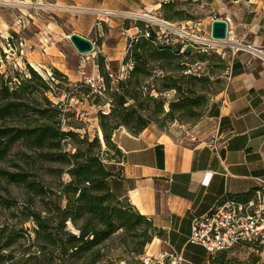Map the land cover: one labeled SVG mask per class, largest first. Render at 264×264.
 Returning <instances> with one entry per match:
<instances>
[{
    "label": "rangeland",
    "instance_id": "obj_1",
    "mask_svg": "<svg viewBox=\"0 0 264 264\" xmlns=\"http://www.w3.org/2000/svg\"><path fill=\"white\" fill-rule=\"evenodd\" d=\"M57 5L62 4L54 0H0V73L4 78L12 77V80L17 78L25 81L30 77L28 68H31L49 86V90L43 91L36 79L26 82L30 91L27 97L29 104L27 115L32 125L41 122L38 110L47 107L43 101L45 96L53 103L52 106L60 111L62 130H71L81 136L86 133L89 139L94 136L99 137L98 113L99 111L107 113L110 107L106 93L107 85L97 65L98 55H102L97 52V47L101 43L111 47L110 49L103 47L102 53L108 65V68L105 65L104 71L110 79L109 85L114 87L118 80L127 78L130 70V63H123V60L131 37L138 35V32L136 34L131 32L152 27L155 30H165L172 37L173 43L179 42L184 47L191 43L194 46L192 49H200L204 58L193 63L185 72L191 70L204 73L210 78L211 83L207 84V87H210V95L205 100L201 97L196 99L198 104L193 108L195 114H181V111H177L174 118L165 113L169 110V103L176 96L175 92L163 88L160 81L148 78L145 83L149 87H142V90L150 91L154 97L163 101V112L158 111L159 104L156 102L144 104L145 110L140 112L149 120L147 127L161 131L182 144L218 140L217 122L212 118L213 105L215 97L227 86L229 65L239 47L238 44L233 46L226 42L209 41L210 30L206 18H203L196 3L165 4L159 9L161 16L148 14L178 32L128 11L107 15L94 11L75 10L72 7L74 5H64L68 6L67 8ZM186 10L193 14L187 13ZM93 17H96L94 24L91 21ZM140 22L143 25L138 24ZM133 26L138 30L129 31L128 28ZM183 31H188V34L195 38L181 34ZM75 32L92 42L94 48L91 52L79 53L75 50L69 40V35ZM116 56L121 59L107 60ZM54 69L65 77L55 76ZM155 89H159L160 92ZM95 94L101 97L99 104L94 103ZM202 94L204 91L200 90L195 95ZM1 124L2 127H10L11 120L8 118ZM65 141L63 150L72 152L73 148L69 143L73 140L67 138ZM23 153L28 156H23ZM15 165H22L30 173L29 175H35L37 182L45 189L48 187L56 189L60 181L65 182L69 178L66 173L57 176L50 172L48 167L51 165L40 156L38 150H25L17 144L11 149L6 160L0 162V168L15 171L17 170ZM123 184L125 187L129 186L125 180ZM47 208H53V204H49L47 198L42 200L22 185L7 182L0 176V264L60 262L59 249L39 247L34 233L36 225L30 219L32 212H39L42 217L48 216ZM68 227L76 232L70 223ZM146 246L140 254L126 252L115 235L105 243L101 251L105 255L100 263L161 264L157 261L162 260V264H172L171 257L166 256L167 254L163 253L162 258L158 254L157 260L149 254L146 255ZM147 252H151L149 247ZM49 258H53L51 263ZM74 259L70 258V261ZM225 259L229 264L256 262L264 264V251L262 247L258 252H252L243 245H236L228 249Z\"/></svg>",
    "mask_w": 264,
    "mask_h": 264
},
{
    "label": "trees",
    "instance_id": "obj_2",
    "mask_svg": "<svg viewBox=\"0 0 264 264\" xmlns=\"http://www.w3.org/2000/svg\"><path fill=\"white\" fill-rule=\"evenodd\" d=\"M138 24L143 25L142 22ZM145 29L138 30V35L130 39L123 63H130L131 68L127 78L118 80L116 86L109 85L110 79L104 71L105 59L98 55L97 65L107 85L110 107L107 113H98L99 137L102 140L98 136L89 139L86 133L81 136L71 130H62L60 111L45 96L43 101L47 107L38 110L41 122L32 125L27 115L30 91L26 82L36 79L43 91L49 90V86L31 68H28L30 77L25 81L4 78L0 73V162L6 160L17 144L25 150H38L51 165L48 167L50 172L57 176L66 173L69 177L65 182L60 181L56 189H45L22 165H15V171L0 168V176L7 182L20 184L33 195L42 200L47 198L49 204H53L52 209L47 208L48 216L32 212L30 219L36 225L34 233L39 247L61 251L60 262L56 264H112L100 262L105 255L101 251L113 236L117 235L126 252L140 254L155 236L163 234L130 202L127 191L131 182L119 172L107 169V160L121 156L112 135L121 126L133 134L145 129L149 120L140 112L145 110L144 104L156 102L158 111L163 112V101L150 91L142 90V87H149L145 83L148 78L160 81L163 88L175 92L176 96L165 113L174 118L177 111L195 114L196 99L201 97L205 100L210 95L207 84L211 81L204 73L185 72L204 58L200 49L185 50L179 42L155 45L153 28H147L151 32L148 38L142 35ZM53 74L65 77L57 69ZM200 90L204 94L195 95ZM94 97V103L99 104L101 97L98 94ZM8 118L10 127H2L1 123ZM67 138L73 140L69 143L72 152L63 150ZM23 156L28 155L23 153ZM124 180L129 186H124ZM250 191L237 196L250 195ZM68 223L76 232L68 227ZM227 251L208 255L207 264H229L225 259ZM70 258L75 259L70 261ZM49 261L51 263L53 258Z\"/></svg>",
    "mask_w": 264,
    "mask_h": 264
},
{
    "label": "crops",
    "instance_id": "obj_3",
    "mask_svg": "<svg viewBox=\"0 0 264 264\" xmlns=\"http://www.w3.org/2000/svg\"><path fill=\"white\" fill-rule=\"evenodd\" d=\"M54 1L61 7L74 5L75 10L128 11L147 17L161 16L162 3H196L209 30L214 19H229L231 38L241 47L231 59L227 86L213 105L217 149L208 146L212 141L182 144L149 127L133 134L121 126L112 135L121 156L106 162L109 171L131 182L130 202L163 233L147 244L145 254L156 260L158 254L161 258L167 254L172 264H207V251L187 241L193 220L223 195L244 194L264 181V0ZM98 46L102 56L103 47L111 48L104 43Z\"/></svg>",
    "mask_w": 264,
    "mask_h": 264
},
{
    "label": "built area",
    "instance_id": "obj_4",
    "mask_svg": "<svg viewBox=\"0 0 264 264\" xmlns=\"http://www.w3.org/2000/svg\"><path fill=\"white\" fill-rule=\"evenodd\" d=\"M112 14L114 13L107 15ZM226 21L229 22V19ZM152 30L155 45H168L174 42L165 30ZM150 33L146 28L142 35L148 38ZM231 37H233L231 31L227 29L225 40ZM106 67L108 68V65ZM208 146L213 150L217 149L214 142L208 143ZM260 183L250 191V195H223L219 198L207 213L193 220L187 241L202 246L208 255L228 250L236 245H243L252 252H258L262 247L264 251V181Z\"/></svg>",
    "mask_w": 264,
    "mask_h": 264
},
{
    "label": "water",
    "instance_id": "obj_5",
    "mask_svg": "<svg viewBox=\"0 0 264 264\" xmlns=\"http://www.w3.org/2000/svg\"><path fill=\"white\" fill-rule=\"evenodd\" d=\"M227 29L228 23L225 19H214L211 22L210 38L212 40H225L227 37ZM69 39L75 50L79 53L91 52L94 48L92 42L88 38L78 33H71ZM193 47V44L188 43L185 46V50H190ZM99 138L102 140L101 137Z\"/></svg>",
    "mask_w": 264,
    "mask_h": 264
},
{
    "label": "bare ground",
    "instance_id": "obj_6",
    "mask_svg": "<svg viewBox=\"0 0 264 264\" xmlns=\"http://www.w3.org/2000/svg\"><path fill=\"white\" fill-rule=\"evenodd\" d=\"M109 13H115L114 11H110V12H107V13H105V14H109ZM117 13V12H116ZM139 17H141V18H147V19H151V20H153V21H155V22H157V23H159V24H161V25H163V26H167V27H171V26H169V25H167V24H164V23H162V22H159L156 18H151V17H147V16H139ZM172 28V27H171ZM172 29H174V28H172ZM176 32H178L176 29H174ZM179 33H181V32H179ZM181 34H184V35H188V36H190L192 39L193 38H195L194 36H192V35H189L188 34V31H183ZM70 36V35H69ZM70 40V39H69ZM209 41H212V43H224V42H226V43H229L230 45H233V46H235L236 45V42H235V40L233 39V38H229L228 40H209ZM211 43V42H210ZM85 53H87V52H85Z\"/></svg>",
    "mask_w": 264,
    "mask_h": 264
}]
</instances>
